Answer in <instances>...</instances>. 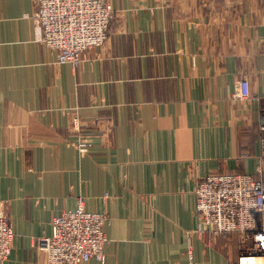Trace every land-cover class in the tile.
Segmentation results:
<instances>
[{"label": "crops", "instance_id": "1", "mask_svg": "<svg viewBox=\"0 0 264 264\" xmlns=\"http://www.w3.org/2000/svg\"><path fill=\"white\" fill-rule=\"evenodd\" d=\"M107 1L108 41L74 67L43 42L35 0H0V213L15 232L0 264H51L37 240L80 198L111 239L83 264H235L241 234L200 233L196 191L256 172L264 0Z\"/></svg>", "mask_w": 264, "mask_h": 264}, {"label": "built area", "instance_id": "2", "mask_svg": "<svg viewBox=\"0 0 264 264\" xmlns=\"http://www.w3.org/2000/svg\"><path fill=\"white\" fill-rule=\"evenodd\" d=\"M34 20L43 42L59 53L61 62L75 66L83 61L85 51L104 45L110 37L115 10L107 0H35ZM79 135L75 146L86 152L93 145L92 132L84 128L78 115L72 119ZM261 153L256 172L217 171L199 179L197 216L199 232L211 238L240 233L241 253L245 257L264 258V112L259 123ZM105 213L89 211L84 199L75 210L56 215L50 236L37 245L47 252L51 264H83L95 258L106 261L105 249L111 242L105 225ZM15 237L8 216L0 213V262L9 259ZM190 264H196L192 259Z\"/></svg>", "mask_w": 264, "mask_h": 264}, {"label": "bare ground", "instance_id": "3", "mask_svg": "<svg viewBox=\"0 0 264 264\" xmlns=\"http://www.w3.org/2000/svg\"><path fill=\"white\" fill-rule=\"evenodd\" d=\"M242 264H264V258L261 256L245 257L242 260Z\"/></svg>", "mask_w": 264, "mask_h": 264}, {"label": "rangeland", "instance_id": "4", "mask_svg": "<svg viewBox=\"0 0 264 264\" xmlns=\"http://www.w3.org/2000/svg\"><path fill=\"white\" fill-rule=\"evenodd\" d=\"M33 17H34V14H33ZM48 46V45H47ZM50 48V47H49ZM50 49H52V48H50ZM92 49H94V48H92ZM53 51H55L56 53H57V55H58V61L60 62V63H68V62H61L60 61V58H59V53L56 51V50H54V49H52ZM91 49H89V50H87V51H90ZM87 51H85L84 52V54L87 52ZM84 54H83V58H84ZM71 64V63H70ZM81 64V63H80ZM72 66H74V67H76L75 65H73V64H71ZM78 66V65H77ZM76 116V115H75ZM79 116V115H78ZM74 117V116H73ZM73 119V118H72ZM92 142H93V140H92ZM92 147V145L91 146H89L88 147V149H87V151L86 152H81L82 154H85V153H87L89 150H90V148ZM232 235V234H231ZM230 235H228V236H226V237H229ZM39 247V246H38ZM40 248V247H39ZM46 252V251H45ZM47 253V252H46Z\"/></svg>", "mask_w": 264, "mask_h": 264}]
</instances>
